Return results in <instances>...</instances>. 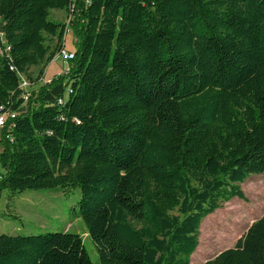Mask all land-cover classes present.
<instances>
[{"label": "trees", "instance_id": "obj_1", "mask_svg": "<svg viewBox=\"0 0 264 264\" xmlns=\"http://www.w3.org/2000/svg\"><path fill=\"white\" fill-rule=\"evenodd\" d=\"M71 9L73 58L42 85L66 31L48 17ZM0 33V193L78 190L99 264H190L264 173V0H0ZM0 264L92 262L62 232L0 234ZM204 264H264V214Z\"/></svg>", "mask_w": 264, "mask_h": 264}, {"label": "rangeland", "instance_id": "obj_2", "mask_svg": "<svg viewBox=\"0 0 264 264\" xmlns=\"http://www.w3.org/2000/svg\"><path fill=\"white\" fill-rule=\"evenodd\" d=\"M74 14L52 10L48 17L54 23L65 25L64 50L67 52L74 49L75 37L72 33ZM54 44L55 41L52 46ZM41 69L44 70V79L50 80L53 76L66 72L68 63L58 58L43 65ZM41 69L31 68L29 73L36 78ZM3 173L0 165V175ZM262 177L264 173L250 175L245 180L247 182L240 185L244 199H232L201 221L198 229V246L190 257V264H204L221 251L233 248L251 223L264 214ZM10 195L7 191L0 193V234L12 236L62 232L75 234L81 238L92 264H99L94 244L77 215L78 190L66 193L60 189L26 190L13 197Z\"/></svg>", "mask_w": 264, "mask_h": 264}, {"label": "built area", "instance_id": "obj_3", "mask_svg": "<svg viewBox=\"0 0 264 264\" xmlns=\"http://www.w3.org/2000/svg\"><path fill=\"white\" fill-rule=\"evenodd\" d=\"M73 10L71 9L70 13H72ZM66 33V31H65ZM9 52V47L5 45L3 38H2V34L0 33V56L8 53ZM62 59V61H69L73 58L72 53L67 52L64 50V44L63 47L56 52V54L54 55L53 59ZM10 70H13V68H10ZM52 79L50 80H45L44 77H42L40 79L41 84L45 85V84H49L51 82ZM31 87L30 82L23 76H20V83H19V88L23 91L22 94V99L24 102H26L30 96L29 94V88ZM63 104V100L59 99L57 101V105H62ZM16 116V112L11 111L9 108H5L4 106L0 107V129L4 127L5 121L7 119H13Z\"/></svg>", "mask_w": 264, "mask_h": 264}, {"label": "crops", "instance_id": "obj_4", "mask_svg": "<svg viewBox=\"0 0 264 264\" xmlns=\"http://www.w3.org/2000/svg\"><path fill=\"white\" fill-rule=\"evenodd\" d=\"M262 179H264V177H262ZM262 179H260V180H262ZM250 181H251V180H250ZM244 182H245V181H244ZM246 182H247V181H246ZM246 182H245V183H246ZM245 183H244V184H245ZM240 185H243V183L240 184ZM240 185H239V187H240ZM258 218H259V217H258ZM258 218H257V219H258ZM255 220H256V219H255ZM255 220H254V221H255Z\"/></svg>", "mask_w": 264, "mask_h": 264}]
</instances>
